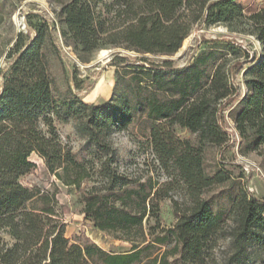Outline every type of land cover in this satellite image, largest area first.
I'll list each match as a JSON object with an SVG mask.
<instances>
[{
  "label": "trees",
  "instance_id": "obj_1",
  "mask_svg": "<svg viewBox=\"0 0 264 264\" xmlns=\"http://www.w3.org/2000/svg\"><path fill=\"white\" fill-rule=\"evenodd\" d=\"M31 18L34 35L18 34L0 70V264H264V204L239 178L204 167V149L229 142L222 114L229 99L227 117L250 151L264 144V8L245 14L235 0H68L56 14L65 46L81 60L121 50L109 62L112 95L100 105L85 103L69 86L61 91L49 56L59 59L52 27ZM218 25L252 36L261 54L249 61L232 37L205 40L210 46L182 68L149 58L171 57L195 27ZM240 73L244 95L233 83ZM135 120L147 125L152 166L138 176L113 165L108 140ZM68 122L92 148L89 158L78 159L59 136L56 124ZM32 155L80 194L86 221L128 249L107 252L67 239L52 198L21 183L36 166ZM225 185L220 197L209 196ZM165 199L175 224L148 241L143 221L157 219ZM221 239L227 252L219 251Z\"/></svg>",
  "mask_w": 264,
  "mask_h": 264
},
{
  "label": "rangeland",
  "instance_id": "obj_2",
  "mask_svg": "<svg viewBox=\"0 0 264 264\" xmlns=\"http://www.w3.org/2000/svg\"><path fill=\"white\" fill-rule=\"evenodd\" d=\"M68 0H0V70L8 65L6 54L13 46L18 34L22 32L26 36H33L30 25L36 24V19L31 18L38 15L45 18L52 27L55 45L59 50V59L51 53L50 62L53 75L60 86L61 91L69 86L73 93L77 94L85 103L100 100L105 93L106 86L112 78L114 68L109 65L112 55L121 50L102 49L106 56L101 57L100 51L85 56L81 60L71 48L63 44L60 36V26L57 23L56 14L60 6ZM244 10L245 14H251L264 8V0H235ZM54 28V29H53ZM235 37L236 42L242 44L249 51V61L253 53L261 54V46L249 35L230 34L222 25L204 27L198 26L184 40L180 50L171 57H153V61L169 60L173 67L182 68L190 63L192 58L210 44L205 40L223 39L229 40ZM131 57L134 54L126 53ZM248 61V62H249ZM246 63H244L245 65ZM64 70V72H63ZM74 76L75 81H72ZM233 83L237 88V95H244L246 88L243 84L242 74L235 75ZM77 84V87L74 85ZM1 86V79H0ZM122 83L117 92H122ZM233 100L229 99L222 104V114L225 117L223 127L228 134L229 142L225 148L207 146L204 149V167L208 174H213L217 169L226 172L231 178H239L249 195L264 204V144L255 151H250L248 144L243 141L232 121L227 117L229 107ZM57 131L62 141L71 147L78 159L89 158L85 139L76 131L73 122L56 124ZM147 125L143 120H135L125 129L114 131L108 140L115 149L113 165H118L122 170H127L135 176L152 170L150 157L146 147ZM183 137H189L186 132H181ZM109 158V156L104 157ZM35 163V168L21 179V183L27 187H36L47 193L52 201L54 210L59 220L65 226V237L72 243L75 241H88L94 243L107 252H124L128 249L126 244L115 241L106 233L96 230L89 221L84 219L82 213L83 204L80 194L71 187L64 186L53 175L49 174L42 159L36 155L30 157ZM228 185L213 188L208 193L217 198L220 197ZM224 198H220L221 204ZM264 218V212H263ZM173 207L170 200H162L159 204L158 218L147 215L143 221V229L148 241L153 239L163 229L175 224ZM219 251H228L227 239L219 242ZM264 260V254L261 255Z\"/></svg>",
  "mask_w": 264,
  "mask_h": 264
},
{
  "label": "crops",
  "instance_id": "obj_3",
  "mask_svg": "<svg viewBox=\"0 0 264 264\" xmlns=\"http://www.w3.org/2000/svg\"><path fill=\"white\" fill-rule=\"evenodd\" d=\"M115 82V77H114V70H113V75L112 78H110V81L108 83V87L106 86V91L105 93L100 97V100L93 101L92 103L95 105H100L107 101L111 95H112V90Z\"/></svg>",
  "mask_w": 264,
  "mask_h": 264
},
{
  "label": "bare ground",
  "instance_id": "obj_4",
  "mask_svg": "<svg viewBox=\"0 0 264 264\" xmlns=\"http://www.w3.org/2000/svg\"><path fill=\"white\" fill-rule=\"evenodd\" d=\"M106 53H107L106 51L102 50V51H100V56L104 57V56H106Z\"/></svg>",
  "mask_w": 264,
  "mask_h": 264
}]
</instances>
